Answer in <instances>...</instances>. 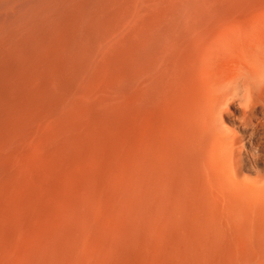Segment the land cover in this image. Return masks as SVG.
<instances>
[{"label": "bare ground", "instance_id": "6f19581e", "mask_svg": "<svg viewBox=\"0 0 264 264\" xmlns=\"http://www.w3.org/2000/svg\"><path fill=\"white\" fill-rule=\"evenodd\" d=\"M263 171L264 0H0V264H264Z\"/></svg>", "mask_w": 264, "mask_h": 264}, {"label": "clouds", "instance_id": "9594fccd", "mask_svg": "<svg viewBox=\"0 0 264 264\" xmlns=\"http://www.w3.org/2000/svg\"><path fill=\"white\" fill-rule=\"evenodd\" d=\"M248 103H250V100L248 101ZM256 157L259 158V150L258 149L256 150Z\"/></svg>", "mask_w": 264, "mask_h": 264}, {"label": "rangeland", "instance_id": "374dc122", "mask_svg": "<svg viewBox=\"0 0 264 264\" xmlns=\"http://www.w3.org/2000/svg\"><path fill=\"white\" fill-rule=\"evenodd\" d=\"M262 176H264V171L261 173Z\"/></svg>", "mask_w": 264, "mask_h": 264}]
</instances>
